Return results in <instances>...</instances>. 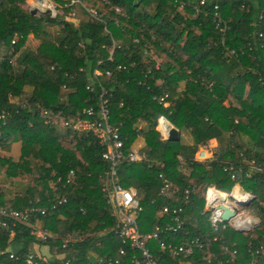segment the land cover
<instances>
[{
    "label": "trees",
    "instance_id": "obj_1",
    "mask_svg": "<svg viewBox=\"0 0 264 264\" xmlns=\"http://www.w3.org/2000/svg\"><path fill=\"white\" fill-rule=\"evenodd\" d=\"M54 1L65 11L73 8L75 20L31 14L28 0H0V113L7 114L6 124L0 125V150L20 141L18 160L0 156V164L9 178H36L23 195L4 199L0 191V205L21 211L49 207L39 215L40 225L52 233L40 240L21 223L9 239V231L0 229V264H27L33 245L45 246L55 263L69 233L82 236L64 252L72 264L119 257L124 246L109 231L114 219L100 190L109 169L101 157L103 148L92 133L45 124L38 113L41 106L62 109L72 122V115L83 116L84 106L97 107L102 91L123 149H130L138 135L144 139L146 160L123 159L117 166L120 183L138 191L140 231L150 232L166 220L157 216L164 205L181 206L182 229L160 237L174 244L193 238L203 243L184 257V264H264V36H257L259 31L264 34V20L258 19L264 0H177L186 2L183 9L174 0H80L71 7L64 6L67 0ZM215 2L229 25L224 44L213 21ZM84 5L106 20V27ZM47 24L60 27L58 39H42L35 50L23 49L29 33H48ZM15 34L19 39L11 44ZM113 42L118 46L109 59ZM225 47L235 55L226 57ZM95 68L102 72L96 78ZM106 70L111 74L105 75ZM164 93L169 106L154 98ZM161 116L176 129L189 130L193 143L162 138L156 128ZM211 140L216 141L212 157L195 160L199 146ZM180 161L188 173L177 170ZM224 161L233 164L234 179L223 170ZM160 163L178 187L173 199L160 194ZM70 170L74 177L67 183ZM235 184L252 195L249 205L257 211L258 223L249 231L215 229L204 209L206 187L230 191ZM61 198L66 201L50 209ZM8 247L21 258H10ZM149 247L159 253L156 241Z\"/></svg>",
    "mask_w": 264,
    "mask_h": 264
},
{
    "label": "built area",
    "instance_id": "obj_2",
    "mask_svg": "<svg viewBox=\"0 0 264 264\" xmlns=\"http://www.w3.org/2000/svg\"><path fill=\"white\" fill-rule=\"evenodd\" d=\"M174 2H176V4L178 3L177 0H174ZM205 2L206 0H198V4H205ZM74 3H80V0H67V3H65L64 6L71 7ZM32 4L45 9L47 15L51 18H56L57 15H63L64 19L67 21L75 20V10L73 8L65 11L63 5L56 3L54 0H30V2H27L28 9ZM185 4L186 2H180L177 5L179 9H183ZM84 7L94 18L101 21L103 20L93 8L86 7L85 5ZM193 8L195 9V12H198L197 5ZM116 11H119V9L116 8ZM36 14L41 15L43 13L37 12ZM212 16L219 32L222 34L223 43V38L227 31H229V25L222 19L221 5H219V3L215 2ZM258 19L259 21L264 20V7L261 9ZM104 23V26L106 27V20ZM257 36L259 39H262L264 34L259 31L257 32ZM18 39L19 36L15 34L11 40V44L16 43ZM115 46L118 45L113 42L108 57L109 59H111ZM262 46L263 44L260 45V47ZM223 53L228 58L235 55V51L231 47H225ZM104 73L105 75H110L111 71L106 70ZM101 74L102 72L98 68L93 70L94 78ZM92 86L93 82L87 84L86 89L91 90ZM63 88L65 87L63 86ZM104 94L105 92L102 91L96 108L92 105L84 106L82 108L80 113L83 116L71 114V119H74L72 122L66 117L62 109L54 110L41 106L38 111L45 124L59 125L66 129L71 128L76 132L92 133L97 139L99 146L103 148L101 157L109 162V169L104 174V180L101 183L100 190L103 198L109 206V215L114 219V225L109 231L119 239L124 247L119 250L118 258L99 256L98 258L93 259V262L97 264H184V257L192 255L195 249L201 247L203 243L200 242L198 238H193L180 244H174L172 242H165L164 239L160 237L161 233L167 234L168 232H176L177 230L182 229L184 222L181 218V206L164 205L157 211V216L160 218L166 217V220L162 223L154 224L150 232L142 233L140 231L138 218L143 211V206L141 205L138 191L133 186H124L120 183L117 177V166L123 159L131 162L146 160V155L137 149H123L124 142L121 139L119 129L109 120L110 114ZM167 97L168 94L164 93L162 96L154 98L160 104L169 106L170 102L166 100ZM6 117L7 114L5 112L0 113V125L4 126L6 124ZM165 120L167 119L161 116L156 127L164 139L167 138L169 130V128H165L163 123ZM211 157L212 152L210 150V145L208 144L201 145L194 155V159L197 161H204ZM151 166L152 163H148V167ZM163 168L164 164L160 163V171L158 172V177L161 179L160 194L166 198L173 199L175 198L178 187L172 181V175L163 171ZM222 168L224 171L230 173L231 179L235 178V169L232 163L224 161ZM73 177L74 171L70 170L66 175V182L70 183ZM185 192L187 194V191ZM240 197L242 200L239 199ZM252 198V195L245 192L238 184H235L230 191L221 190L214 185H209L205 190L204 207L205 210L209 211V220L215 229L220 228V226L222 228L232 226L237 230L249 231L258 222L251 221V219L249 220V217H244V219L241 218V215H243L241 209L242 207L244 208V206L240 205L239 202H248L251 201ZM36 201H38V199H36ZM65 201L64 198H61L56 202H51L50 209L55 208L57 204H61ZM185 203H187V201ZM219 205H225L231 211L236 208V215L229 221H223L221 218L222 210L218 208ZM48 208L49 207L33 205L21 211L18 209L5 208L0 205V229L9 231V239H11L15 234V229L20 227L21 223H23L28 225L30 232L34 234L37 239L46 240L48 237L52 236V233L48 229L41 227L40 216L46 214ZM245 219L247 220L246 224L242 226L237 224V221ZM81 238L82 236L77 233L66 234L62 239L60 246L64 251L56 254L55 259H57V261L55 263L49 261L50 255H41L33 250L27 253L26 263L72 264L73 258L69 256L67 257L64 252H68L71 245L76 241H79ZM152 240L156 241L158 245L159 253L157 255L154 254L149 247V243ZM5 252L14 260H19L21 258L20 253L11 250L9 247ZM1 253L2 252L0 251V254ZM166 257L169 259H175L176 262H169L166 260ZM220 264L222 263L220 262Z\"/></svg>",
    "mask_w": 264,
    "mask_h": 264
},
{
    "label": "crops",
    "instance_id": "obj_3",
    "mask_svg": "<svg viewBox=\"0 0 264 264\" xmlns=\"http://www.w3.org/2000/svg\"><path fill=\"white\" fill-rule=\"evenodd\" d=\"M140 125L143 126L144 123H140ZM242 140L245 143L247 142L248 137L242 136ZM179 141L182 144L191 145L193 143V138H192L190 131L189 130H182V131L179 130ZM209 144L211 147H214L216 145V141L211 140ZM143 146H144V139L140 135H138V137L135 139V141L131 145V149H137L141 151V148ZM0 156L10 157L14 161H17L20 156V141L15 140L14 142H11L9 144L6 150H0ZM177 170L182 171L179 169V167ZM32 184H33L32 180L30 179L28 174H19L16 177L9 178L6 173V166L0 164V191L3 194L4 199H10V198H13L14 196L25 194L27 192V189L30 186H32ZM245 209L251 215H256L257 211L253 209L251 205L246 206ZM31 249L37 253H42L43 255H49L48 249L45 246L33 245Z\"/></svg>",
    "mask_w": 264,
    "mask_h": 264
},
{
    "label": "rangeland",
    "instance_id": "obj_4",
    "mask_svg": "<svg viewBox=\"0 0 264 264\" xmlns=\"http://www.w3.org/2000/svg\"><path fill=\"white\" fill-rule=\"evenodd\" d=\"M28 2H30V0H28ZM59 28L60 27L58 25H56V24H47L48 33H46V35L40 34V36L37 37L34 34L29 33L28 36H27V40H26V42L24 44L23 49L26 48V49L35 50L37 48V46L40 44L42 39H49V40L56 41L58 39ZM20 52H21V49H20L19 52H17V54H19ZM153 56L156 57V55H153ZM161 58H164V57H161ZM156 65L158 66L157 63H156ZM247 91H248V87H247ZM139 126H141V125L139 124ZM14 141L15 140H12V142H14ZM209 143L210 142H208L207 144L210 145ZM210 150H211L212 155H213V148L211 146H210ZM179 169L182 170L185 173L189 172V168L186 165V163H184V162L180 163ZM31 179H36V178H34L31 175ZM241 211H243V213H242L243 215H241L242 219H244V217H249L248 218L249 220L251 219V221H257L258 222V218L255 215H251L250 213H248L246 211L245 207L244 208L242 207Z\"/></svg>",
    "mask_w": 264,
    "mask_h": 264
},
{
    "label": "water",
    "instance_id": "obj_5",
    "mask_svg": "<svg viewBox=\"0 0 264 264\" xmlns=\"http://www.w3.org/2000/svg\"><path fill=\"white\" fill-rule=\"evenodd\" d=\"M29 12L31 14H36L37 12L43 13V14H47V11L43 8L38 7L35 4H32L29 8ZM166 121V122H165ZM163 123L165 125V128L168 129V135H167V139L171 140V141H177L179 140V130L176 129L174 126H171V124L165 120ZM250 203V201L248 202H239L240 205L242 206H248ZM218 208H220L222 210V214H221V218L223 221H229L230 219H232L236 213H237V209L234 208L233 211H231L229 208H227L225 205H219ZM241 231V230H240Z\"/></svg>",
    "mask_w": 264,
    "mask_h": 264
},
{
    "label": "bare ground",
    "instance_id": "obj_6",
    "mask_svg": "<svg viewBox=\"0 0 264 264\" xmlns=\"http://www.w3.org/2000/svg\"><path fill=\"white\" fill-rule=\"evenodd\" d=\"M239 199H241L242 200V198L240 197ZM247 223V220L245 219V220H242V221H237V224L239 225V226H242V225H244V224H246Z\"/></svg>",
    "mask_w": 264,
    "mask_h": 264
}]
</instances>
